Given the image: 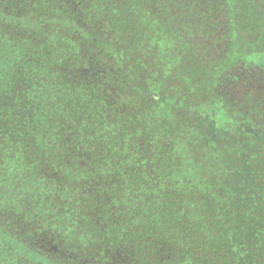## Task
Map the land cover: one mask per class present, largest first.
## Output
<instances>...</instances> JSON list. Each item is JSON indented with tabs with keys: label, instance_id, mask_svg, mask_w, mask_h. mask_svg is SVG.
<instances>
[{
	"label": "trees",
	"instance_id": "obj_1",
	"mask_svg": "<svg viewBox=\"0 0 264 264\" xmlns=\"http://www.w3.org/2000/svg\"><path fill=\"white\" fill-rule=\"evenodd\" d=\"M259 102L264 0H0V264H264Z\"/></svg>",
	"mask_w": 264,
	"mask_h": 264
},
{
	"label": "rangeland",
	"instance_id": "obj_2",
	"mask_svg": "<svg viewBox=\"0 0 264 264\" xmlns=\"http://www.w3.org/2000/svg\"><path fill=\"white\" fill-rule=\"evenodd\" d=\"M257 100H258V98L256 97V101H257ZM258 107H259V108H262V107H264V106H263L262 103L259 102ZM218 115H219V114H218ZM209 116H211V115H209ZM232 161H233L234 163H236V165L239 164V163H238V154H233V155H232Z\"/></svg>",
	"mask_w": 264,
	"mask_h": 264
}]
</instances>
